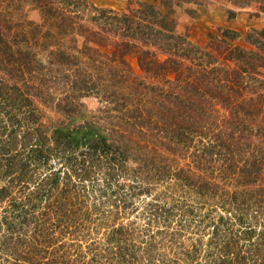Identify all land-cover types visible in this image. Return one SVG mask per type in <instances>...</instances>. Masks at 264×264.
<instances>
[{
  "label": "trees",
  "instance_id": "trees-1",
  "mask_svg": "<svg viewBox=\"0 0 264 264\" xmlns=\"http://www.w3.org/2000/svg\"><path fill=\"white\" fill-rule=\"evenodd\" d=\"M180 2L0 0V264H264V29Z\"/></svg>",
  "mask_w": 264,
  "mask_h": 264
},
{
  "label": "rangeland",
  "instance_id": "rangeland-1",
  "mask_svg": "<svg viewBox=\"0 0 264 264\" xmlns=\"http://www.w3.org/2000/svg\"><path fill=\"white\" fill-rule=\"evenodd\" d=\"M99 7L113 8L118 11L127 10L129 6L135 5L138 0H92ZM151 1V0H146ZM236 11L234 18H229L226 9ZM162 11H165L163 9ZM27 18L33 21H41L40 14L35 9L27 11ZM173 16L176 19V30L180 34L188 36L191 41L206 44L209 41L208 33L216 32L219 27L234 28L245 33L251 28L264 29V11L260 9V3L239 7L231 0H181L175 6ZM243 37L237 42L241 43ZM128 61L135 72H140L137 59L134 55L128 56ZM87 115L94 114L99 107L96 97L85 99ZM47 115L52 119H58L53 110L46 109Z\"/></svg>",
  "mask_w": 264,
  "mask_h": 264
}]
</instances>
